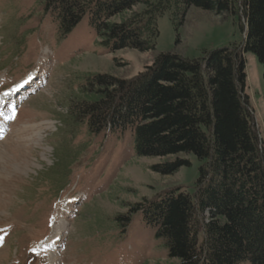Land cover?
<instances>
[{"label": "rangeland", "instance_id": "obj_1", "mask_svg": "<svg viewBox=\"0 0 264 264\" xmlns=\"http://www.w3.org/2000/svg\"><path fill=\"white\" fill-rule=\"evenodd\" d=\"M57 28L43 0H0V264H176L133 207L169 189L194 197L204 160L188 154L189 164L164 175L154 167L175 157L141 156L130 131L70 126V97L91 73L130 79L161 52L199 58L240 45L237 19L194 6L183 19L166 12L148 51L104 46L87 17L65 36ZM244 57L264 139V67Z\"/></svg>", "mask_w": 264, "mask_h": 264}, {"label": "trees", "instance_id": "obj_2", "mask_svg": "<svg viewBox=\"0 0 264 264\" xmlns=\"http://www.w3.org/2000/svg\"><path fill=\"white\" fill-rule=\"evenodd\" d=\"M43 1L61 35L87 17L114 50L152 49L166 12L183 19L194 6L237 19L240 45L199 58L161 52L130 79L88 74L70 97L68 122L90 133L130 131L141 156L175 157L154 167L164 175L189 164L188 154L204 160L194 197L169 189L133 207L166 240L176 264H264V139L246 92L244 57L252 52L264 67V0Z\"/></svg>", "mask_w": 264, "mask_h": 264}, {"label": "bare ground", "instance_id": "obj_3", "mask_svg": "<svg viewBox=\"0 0 264 264\" xmlns=\"http://www.w3.org/2000/svg\"><path fill=\"white\" fill-rule=\"evenodd\" d=\"M53 232L55 234H58L59 232H61V223H57L56 225H54Z\"/></svg>", "mask_w": 264, "mask_h": 264}]
</instances>
